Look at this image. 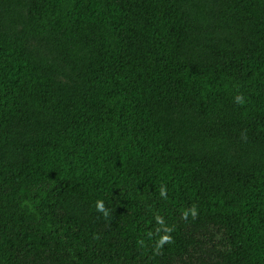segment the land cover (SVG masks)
<instances>
[{"label": "trees", "instance_id": "16d2710c", "mask_svg": "<svg viewBox=\"0 0 264 264\" xmlns=\"http://www.w3.org/2000/svg\"><path fill=\"white\" fill-rule=\"evenodd\" d=\"M0 264H264V0H0Z\"/></svg>", "mask_w": 264, "mask_h": 264}, {"label": "clouds", "instance_id": "9594fccd", "mask_svg": "<svg viewBox=\"0 0 264 264\" xmlns=\"http://www.w3.org/2000/svg\"><path fill=\"white\" fill-rule=\"evenodd\" d=\"M238 102H242V97L241 96H237L236 97ZM161 194L164 195L165 191L162 189ZM97 209L98 211H101L104 213L105 217L108 216V211L104 208V204L102 201H98L97 202ZM189 213L191 214L192 218L195 219L198 216V211H197V207L195 205H193L191 207V209L186 210L183 213V218L186 220L189 216ZM173 229L169 228L168 231H172ZM172 241V237L170 235H164L161 237V239L159 240L158 244H157V252H159V249H161L163 247V245L165 243H170Z\"/></svg>", "mask_w": 264, "mask_h": 264}]
</instances>
